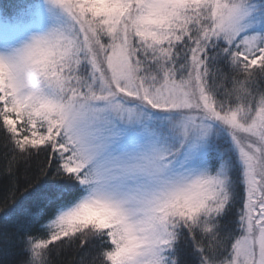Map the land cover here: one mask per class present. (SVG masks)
<instances>
[{"label":"snow or ice","instance_id":"1","mask_svg":"<svg viewBox=\"0 0 264 264\" xmlns=\"http://www.w3.org/2000/svg\"><path fill=\"white\" fill-rule=\"evenodd\" d=\"M0 133L19 264H264V0H0Z\"/></svg>","mask_w":264,"mask_h":264},{"label":"trees","instance_id":"2","mask_svg":"<svg viewBox=\"0 0 264 264\" xmlns=\"http://www.w3.org/2000/svg\"><path fill=\"white\" fill-rule=\"evenodd\" d=\"M4 137L3 134L0 133V170L3 169L5 164L4 158ZM38 163V162H36ZM35 167V164L33 165ZM24 169L21 168V174L23 176ZM8 181L7 179L0 178V197H3L8 191ZM61 243V242H58ZM53 252L51 256V264H77V251L74 248H60L57 249L54 246ZM3 248V245H0V249ZM57 251L59 255H57ZM89 258L94 256L96 250L93 248L88 249ZM19 249L13 248L9 251L8 254H5L2 250H0V264H19Z\"/></svg>","mask_w":264,"mask_h":264}]
</instances>
